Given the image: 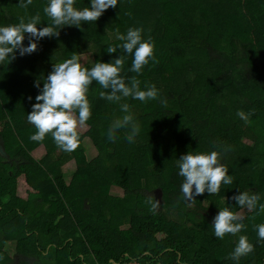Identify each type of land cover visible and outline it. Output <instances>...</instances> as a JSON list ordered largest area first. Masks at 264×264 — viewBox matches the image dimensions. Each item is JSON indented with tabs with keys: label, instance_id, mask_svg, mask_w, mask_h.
Listing matches in <instances>:
<instances>
[{
	"label": "trees",
	"instance_id": "16d2710c",
	"mask_svg": "<svg viewBox=\"0 0 264 264\" xmlns=\"http://www.w3.org/2000/svg\"><path fill=\"white\" fill-rule=\"evenodd\" d=\"M88 3L74 0V7ZM46 4L32 0L25 8L19 0H0L5 5L0 26L34 15L40 16L38 28L47 26ZM129 27L142 29V38L153 45L154 59L137 76L140 87L158 90L157 100L122 101L139 125L133 142L126 139L128 128L107 139V129L123 113L118 103L100 97L106 90L95 82L87 92L89 131L79 133L75 150H61L50 133L42 141L31 140L24 131L39 91L34 85L42 87L53 64L73 54L80 59L89 53L92 60L81 62L84 67L110 62L120 50L109 54L107 47L121 42L106 31L125 33ZM57 30L61 34L40 40L32 54L17 52L0 63V218L5 213L20 218L0 233V242L22 236L12 260L0 243V264H234L229 253L239 235L254 246L239 264H264V242H257L255 230L264 223V212H248L235 236L218 239L211 228L219 208L244 210L231 199L238 191L258 194V203H264V0H117L95 22ZM130 64L129 55L122 74L136 75L127 71ZM238 110L247 121L236 115ZM86 137L98 153L92 161L86 156ZM41 145L47 154L37 160L32 151ZM211 151L218 153L233 183L188 202L178 190L183 180L177 160L188 152ZM71 161L76 171L68 184L63 167ZM21 180L34 191L26 201L17 193ZM112 186L125 197L111 196ZM43 192L55 196L54 210L31 209L34 201L45 203ZM149 193L160 202L155 211L146 203ZM182 199L185 208L171 211ZM112 215L119 219L115 225L108 220ZM28 220L37 222L34 229Z\"/></svg>",
	"mask_w": 264,
	"mask_h": 264
},
{
	"label": "clouds",
	"instance_id": "9594fccd",
	"mask_svg": "<svg viewBox=\"0 0 264 264\" xmlns=\"http://www.w3.org/2000/svg\"><path fill=\"white\" fill-rule=\"evenodd\" d=\"M32 0H19L21 7H27ZM88 7L82 9L74 7V0H47L43 8L44 14L51 23L40 28V16H31L25 21L21 18L17 24L0 26V63L9 62L18 52L20 56L32 54L36 51L38 42L45 37H53L59 34L57 29L71 25L80 27L82 22H95L109 7H116L117 0H89ZM142 29L129 27L125 33L116 30L115 39L121 43L109 45L107 53L118 52L119 56L110 62L97 61L92 67H84L77 55L62 62L54 63L52 71L48 73L43 86L37 83L34 86L39 89L35 96V103L27 114V122L36 129L30 136L33 141H42L46 134H51L54 143L63 151L71 152L78 146V129L85 125L91 116V107L87 98L89 86L95 82L100 88L106 90L99 93L100 97L109 102L118 103L122 117L116 119L107 129L106 136L109 141L116 138V132L128 128L130 134L126 136L129 143L139 134V125L130 111L127 98L145 102L158 99V90L155 85L140 87L137 76L148 65L153 57V45L148 39L142 38ZM27 39V44L23 43ZM131 56V64L125 75L123 66L128 56ZM31 100L32 98L29 97ZM162 105L166 100L160 98ZM236 115L244 121L248 116L243 111H237ZM179 176L183 177L180 184V192L183 198L191 202L205 192L210 195L217 194L221 185H230L233 178L228 174V168L218 159V153L188 152L177 160ZM236 205L248 212L259 214L264 212V203H258L260 195L249 191H238L231 197ZM146 203L150 205V211H155L159 206L150 193L147 194ZM243 216L238 215L228 207L219 208L213 217L211 228L218 239H223L225 234L233 236L241 232L244 227ZM257 242H264V223L255 226ZM253 244L246 235H239L238 240L229 253V258L234 264H239L240 258L253 251Z\"/></svg>",
	"mask_w": 264,
	"mask_h": 264
},
{
	"label": "rangeland",
	"instance_id": "374dc122",
	"mask_svg": "<svg viewBox=\"0 0 264 264\" xmlns=\"http://www.w3.org/2000/svg\"><path fill=\"white\" fill-rule=\"evenodd\" d=\"M4 9H5V5H0V15L1 14H3V12H4ZM60 33V32H59ZM106 33L110 36V38L112 39V40H115V33L116 32H109V31H106ZM61 34V33H60ZM89 54V53H88ZM87 53L86 54H82L81 56H80V61L82 62V63H85V62H91V60H92V58H91V56L90 55H88ZM34 126L33 125H31L30 123H28V125H27V127H26V129H28V130H26V131H24V132H26V133H28V134H30V135H32V134H34L35 133V131H34ZM88 131H89V127L85 124V125H83V126H81L79 129H78V132L79 133H81V134H83V135H85V136H87V133H88ZM50 141H51V139H50ZM83 144H84V147H85V150H86V156H87V158H88V160L89 161H92V160H94L96 157H97V155H98V153H97V151H96V149H95V147H94V145L92 144V141L88 138V137H86L84 140H83ZM46 154H47V150H46V148H45V146L44 145H41V146H39L38 148H36L35 150H33L32 151V155H33V157L34 158H36L37 160H41V159H43L44 157H46ZM63 171H64V173H65V175H66V179H68V180H72V177H73V174L75 173V171H76V164L74 163V161H71V162H69V163H67L64 167H63ZM182 180H183V177H182ZM69 181V182H70ZM178 190H179V192H180V187L178 188ZM52 191V190H51ZM110 191H111V193L112 194H114V197H117V198H124L125 197V192L122 190V189H120V188H118V187H115V186H112L111 187V189H110ZM53 193V192H52ZM110 193V192H109ZM182 194V193H181ZM118 196H120V197H118ZM200 196H202V194L200 195ZM199 196V197H200ZM197 197V196H196ZM198 197V198H199ZM197 199V198H196ZM183 199L182 200H180L179 201V205L177 206V207H171L172 209H171V211L173 210H178V209H181V208H185V206H182V204H183ZM194 204L195 203H192V206H194ZM187 206V205H186ZM248 214V211H246V210H243V211H241V212H239L238 213V215H241V216H243V217H245L246 215ZM107 211H106V218H107ZM109 216H110V214H109ZM127 218L128 219H130V210H129V213H128V215H127ZM108 220H110V221H112V225H115L117 222H118V217L115 215V216H113L112 215V218H108ZM129 229V225H121V230H128ZM141 240H144V239H141ZM82 245V243L81 242H77V246H81ZM121 245H123V244H121Z\"/></svg>",
	"mask_w": 264,
	"mask_h": 264
},
{
	"label": "crops",
	"instance_id": "0c3cea01",
	"mask_svg": "<svg viewBox=\"0 0 264 264\" xmlns=\"http://www.w3.org/2000/svg\"><path fill=\"white\" fill-rule=\"evenodd\" d=\"M69 181L70 180L66 179V182L68 184L71 182V181L70 182ZM28 192H34V191L30 188V186L26 182L21 180V182H19L18 189H17L18 196L20 198H22L24 201H26L28 199ZM43 193H44L43 195H44L45 203L43 202V199L39 203L34 201L31 204V209H37V210H42V211H47V212L54 210L55 203H54V198L53 197H55V196L54 195H50L49 193H46V192H43ZM109 194L114 197V194H112L111 191H110ZM118 197H120V196H118ZM1 208L2 207H0V209ZM21 208H25V205L23 204L21 206ZM19 220H20V218L18 217V215L10 216L9 213L3 214V216L0 218V233L3 232V230H5L6 228H7V230H9L10 229V224L11 225H15L16 223H20ZM21 223H23V222H21ZM26 225H30L29 220L26 222ZM35 225H37L36 221H34L30 226L34 229ZM17 236L18 237L10 236L8 240L5 239L4 242H0L2 244V246H5L4 247V254L10 260L14 259V256L16 254L17 241H18V239H20L22 237L21 235H17ZM1 238H3V235L1 236V234H0V239ZM50 248H51V246L48 247L47 253L49 252Z\"/></svg>",
	"mask_w": 264,
	"mask_h": 264
},
{
	"label": "built area",
	"instance_id": "2783aa9c",
	"mask_svg": "<svg viewBox=\"0 0 264 264\" xmlns=\"http://www.w3.org/2000/svg\"><path fill=\"white\" fill-rule=\"evenodd\" d=\"M125 264H141V262L137 261V260H132V261H129Z\"/></svg>",
	"mask_w": 264,
	"mask_h": 264
},
{
	"label": "water",
	"instance_id": "95a60500",
	"mask_svg": "<svg viewBox=\"0 0 264 264\" xmlns=\"http://www.w3.org/2000/svg\"><path fill=\"white\" fill-rule=\"evenodd\" d=\"M114 264H116V263H114Z\"/></svg>",
	"mask_w": 264,
	"mask_h": 264
}]
</instances>
